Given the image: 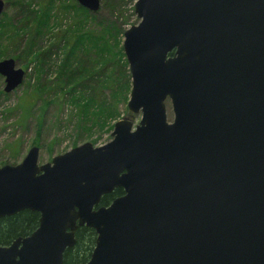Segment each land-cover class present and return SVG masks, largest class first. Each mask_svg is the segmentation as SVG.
Segmentation results:
<instances>
[{
  "label": "water",
  "instance_id": "obj_1",
  "mask_svg": "<svg viewBox=\"0 0 264 264\" xmlns=\"http://www.w3.org/2000/svg\"><path fill=\"white\" fill-rule=\"evenodd\" d=\"M134 5L122 51L127 108L141 120L116 122L104 146L43 165L36 146L0 168V219L39 215L29 236L0 246V264H63L83 227L96 235L86 264H264V0ZM0 75L9 94L25 72L10 59Z\"/></svg>",
  "mask_w": 264,
  "mask_h": 264
},
{
  "label": "rangeland",
  "instance_id": "obj_2",
  "mask_svg": "<svg viewBox=\"0 0 264 264\" xmlns=\"http://www.w3.org/2000/svg\"><path fill=\"white\" fill-rule=\"evenodd\" d=\"M2 1L5 7L3 10L4 12L0 16L1 23L3 24V30L0 29V33L12 30V22L20 23L27 16L28 10L38 12L40 7L48 0ZM65 1L68 4L71 3H69V0ZM72 1L78 4L74 0ZM98 1L99 10L97 12L89 11L94 21L88 24V29L98 31L99 24L105 21V23L112 22L116 24L122 32H125L139 23L134 13V3L136 0ZM56 4L58 3L56 2ZM27 7H29L28 10ZM72 17L73 14L70 15V18ZM71 20L59 17L58 21L61 26L59 29H56V31H66ZM54 23H57L56 20ZM51 37L52 36H45L42 39L40 38L37 44L41 48L48 47L52 44L51 41H53ZM120 40L122 41V48L124 41L123 35H121ZM111 46V55H109V62L111 65L106 63V66H108L107 71L104 72L106 75L117 67L115 63L116 58L113 57L116 53L115 46L113 44ZM2 48H4L3 52L7 50L9 55L19 56L20 58L13 59L10 57L0 59V61L13 59L15 61V67L24 70L25 75L22 84L9 94L3 91L5 79L0 75V168L3 166L14 167L20 164L25 159L27 152L32 147L36 146L39 148L38 165L49 164L53 158L65 154L73 148L80 147L84 143L91 144L94 147L104 146L112 140V130L116 122L128 119L134 127L138 125L141 120L140 113L134 115L129 112L127 108L130 92L125 95V99L127 98L126 101H124L123 98L120 100H116V98L113 99L110 96L111 90L115 89L114 86L110 87L111 85H109L111 90L96 87L98 84L97 82L103 77L99 76L98 81H96V78H93L87 81V83L82 84L87 88H95L94 97L98 101L97 103L105 100L110 106L115 118L104 120V127L102 129H100L98 125L92 126L91 124L86 126V128H88L87 130L76 129L78 123L76 119L77 111L68 101H64L67 99L66 97L59 95V89L56 88L54 84L57 78L56 69L54 67H52V70H50L51 68H44L42 73H38L37 66L34 63L29 64V59L24 56L25 44L20 36L17 37L16 35V37L10 38L9 41H7L5 37L1 35L0 49ZM51 54L54 63H58L63 58L60 51H56V49L52 50ZM93 61V56L89 57L85 55V57H83V63L81 64L88 68L93 64ZM98 67L96 69H98ZM126 71L127 74H129L128 63ZM128 78L131 83L130 74ZM61 84L64 86L63 82H61ZM165 106L167 121L168 123H172L174 117L169 100L165 102ZM25 111L27 112V117L24 120L23 116Z\"/></svg>",
  "mask_w": 264,
  "mask_h": 264
},
{
  "label": "trees",
  "instance_id": "obj_3",
  "mask_svg": "<svg viewBox=\"0 0 264 264\" xmlns=\"http://www.w3.org/2000/svg\"><path fill=\"white\" fill-rule=\"evenodd\" d=\"M56 2L58 4H56ZM71 2V3H70ZM69 3L62 0H48L40 7L38 12L29 11L27 7V16L20 23L12 22V30L4 33L5 40L20 36L25 44L24 56L29 59V64L34 63L37 66L38 73H42L44 68L54 67L56 69L55 87L59 89V95L66 97L64 101L77 111L76 129L87 130L88 124L98 125L100 129L104 127L103 121L115 118L110 109V106L105 102L96 100L95 88L84 87L82 83H87L93 78L98 81L99 76L102 79L97 82L96 87L100 89L111 90L113 99H125V95L130 92L131 85L126 71V60L121 48L120 37L123 35L116 24L112 22L100 23L98 31L88 29V24L94 21L89 11L75 4L72 0ZM73 17L70 18V15ZM59 17L71 20L66 31L57 32L61 24L58 21ZM56 20L57 23H54ZM54 23V24H53ZM3 24L0 20V29L3 30ZM7 33V34H5ZM45 36H52V44L48 47L41 48L37 41ZM115 46L116 68L108 72L107 76L104 72L107 71L106 63L109 62L111 45ZM7 49V48H6ZM60 51L63 58L58 62L52 61L51 51ZM4 48L0 49V59L10 58L18 59L19 56H12L7 52H3ZM93 56L94 61L90 67L86 68L83 63V57ZM100 66V67H98ZM98 67V69H96ZM64 83V86L61 84ZM110 83V84H109ZM78 92V93H77ZM57 96V97H60ZM61 97V98H62ZM25 116V117H24ZM23 119L27 117L25 111ZM104 118V119H103ZM23 120V121H24ZM112 129V127H111ZM123 195L122 189H117L111 194H107L101 198L99 207H107L114 199ZM39 215L30 211L17 213L12 217L0 219V246H6L18 237L29 236L37 229ZM75 245L73 248L67 249L63 255V264H86L90 259V254L94 249L96 235L92 229L87 227L78 228L75 232Z\"/></svg>",
  "mask_w": 264,
  "mask_h": 264
}]
</instances>
